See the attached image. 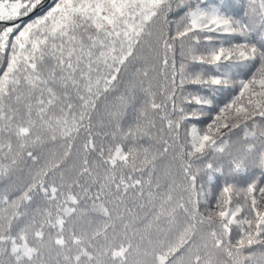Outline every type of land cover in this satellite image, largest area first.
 I'll return each mask as SVG.
<instances>
[{
	"label": "snow or ice",
	"instance_id": "obj_1",
	"mask_svg": "<svg viewBox=\"0 0 264 264\" xmlns=\"http://www.w3.org/2000/svg\"><path fill=\"white\" fill-rule=\"evenodd\" d=\"M0 264H264V0H0Z\"/></svg>",
	"mask_w": 264,
	"mask_h": 264
}]
</instances>
